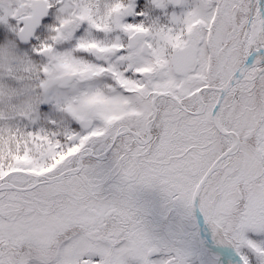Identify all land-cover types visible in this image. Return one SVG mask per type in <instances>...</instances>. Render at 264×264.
Returning <instances> with one entry per match:
<instances>
[{
    "label": "snow or ice",
    "instance_id": "1",
    "mask_svg": "<svg viewBox=\"0 0 264 264\" xmlns=\"http://www.w3.org/2000/svg\"><path fill=\"white\" fill-rule=\"evenodd\" d=\"M0 264H264V0H0Z\"/></svg>",
    "mask_w": 264,
    "mask_h": 264
}]
</instances>
